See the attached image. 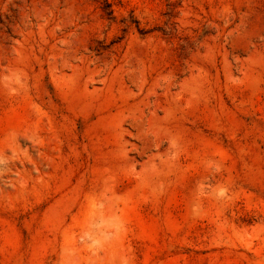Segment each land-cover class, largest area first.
I'll list each match as a JSON object with an SVG mask.
<instances>
[{"label":"rangeland","instance_id":"obj_1","mask_svg":"<svg viewBox=\"0 0 264 264\" xmlns=\"http://www.w3.org/2000/svg\"><path fill=\"white\" fill-rule=\"evenodd\" d=\"M0 264H264V0H0Z\"/></svg>","mask_w":264,"mask_h":264}]
</instances>
